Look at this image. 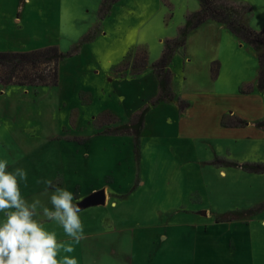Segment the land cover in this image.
I'll list each match as a JSON object with an SVG mask.
<instances>
[{
	"label": "rangeland",
	"instance_id": "rangeland-1",
	"mask_svg": "<svg viewBox=\"0 0 264 264\" xmlns=\"http://www.w3.org/2000/svg\"><path fill=\"white\" fill-rule=\"evenodd\" d=\"M218 1L264 32V0ZM102 5L0 0V53L63 55L56 85L0 84V160L49 209L57 187L74 203L106 188V206L80 210L83 264H264L260 47L210 19L183 39L199 0Z\"/></svg>",
	"mask_w": 264,
	"mask_h": 264
},
{
	"label": "clouds",
	"instance_id": "clouds-1",
	"mask_svg": "<svg viewBox=\"0 0 264 264\" xmlns=\"http://www.w3.org/2000/svg\"><path fill=\"white\" fill-rule=\"evenodd\" d=\"M258 149L254 148L253 151ZM27 172L23 168L8 171V161L0 160V264H78L74 256L57 259L61 250L71 253L74 248L58 241L55 231H49L36 219L38 208L43 217L62 227L64 234L74 241L84 236L80 208L72 192L55 188L50 196L52 209L40 200L31 203L21 193V182L26 186ZM53 187L51 180L41 181Z\"/></svg>",
	"mask_w": 264,
	"mask_h": 264
},
{
	"label": "trees",
	"instance_id": "trees-1",
	"mask_svg": "<svg viewBox=\"0 0 264 264\" xmlns=\"http://www.w3.org/2000/svg\"><path fill=\"white\" fill-rule=\"evenodd\" d=\"M117 1L103 0L102 7L105 8L106 6L107 9L108 6ZM199 3L200 9L186 17L185 25L179 30V35L184 39L188 30L198 27L208 19L219 24H225L228 29L244 38L254 49L260 47L261 51L257 56L259 63L258 83L259 87H264V32L252 31L240 25L238 20L228 17V12L231 11L233 14H236V12L218 0H199ZM169 55L170 49L163 51L160 59L154 64L157 79L161 77V71H167V77L165 78L169 81L170 72L166 65ZM62 58L63 55L58 52L55 46L24 54L0 53V84H17L31 87L56 85L57 64ZM164 82L160 79L158 81V86L163 91L166 89V83ZM169 82L167 85H169ZM142 124L143 114L141 113L135 125L137 133ZM239 124H243V122L241 121ZM258 126L264 127V123H260Z\"/></svg>",
	"mask_w": 264,
	"mask_h": 264
},
{
	"label": "crops",
	"instance_id": "crops-1",
	"mask_svg": "<svg viewBox=\"0 0 264 264\" xmlns=\"http://www.w3.org/2000/svg\"><path fill=\"white\" fill-rule=\"evenodd\" d=\"M104 190H106V188H104ZM93 192H96V190L93 191ZM93 192H91V193H93ZM108 201H109V199H107V196H106L105 203L102 206H106ZM102 206H92L93 208L97 209V210H93V211L97 212ZM92 207H89V208H92ZM50 222H52V221H50ZM57 228L58 229H53V230H50V231H55L56 232L58 241H61V242L65 243L66 245H70V246H72L74 248V251L71 252V253H66L63 250H61L59 255H58V257H57V259H62V257L65 256V255L74 256L77 259L78 264H83V262H84L83 258H84V254H85V247L88 245V241L84 239V236H86V235H84L81 240L74 241V240H72L71 238H69L68 236H66L64 234V231H63L62 227H60L58 225ZM62 236H64V237H62ZM88 236H91V235H88Z\"/></svg>",
	"mask_w": 264,
	"mask_h": 264
},
{
	"label": "water",
	"instance_id": "water-1",
	"mask_svg": "<svg viewBox=\"0 0 264 264\" xmlns=\"http://www.w3.org/2000/svg\"><path fill=\"white\" fill-rule=\"evenodd\" d=\"M106 200V194L104 189H100L86 196L83 200L78 202L80 210L92 206H102Z\"/></svg>",
	"mask_w": 264,
	"mask_h": 264
}]
</instances>
